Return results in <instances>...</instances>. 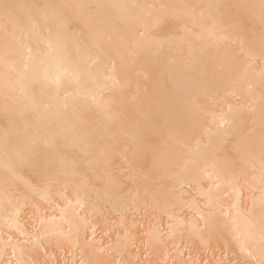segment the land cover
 <instances>
[{
  "label": "bare ground",
  "instance_id": "6f19581e",
  "mask_svg": "<svg viewBox=\"0 0 264 264\" xmlns=\"http://www.w3.org/2000/svg\"><path fill=\"white\" fill-rule=\"evenodd\" d=\"M99 203L264 264V0H0V264H128Z\"/></svg>",
  "mask_w": 264,
  "mask_h": 264
},
{
  "label": "rangeland",
  "instance_id": "374dc122",
  "mask_svg": "<svg viewBox=\"0 0 264 264\" xmlns=\"http://www.w3.org/2000/svg\"><path fill=\"white\" fill-rule=\"evenodd\" d=\"M116 165H114V167H115ZM124 169V172H127V171H125V169H127L128 171H130L128 168H123ZM122 169V170H123ZM114 170H118V167L116 166L115 167V169ZM113 170V171H114ZM120 171V170H118L119 171V173H117L116 171H114L116 174H118L119 175V177L121 178V182H122V184H121V190L123 191V192H126L127 190H131V189H134L135 191H136V189L140 186V185H143V182L139 179V178H132L131 177V175H128L127 177H126V175L127 174H125V179L124 178H122V177H124V175H123V171ZM120 172H123L122 173V175H121V173ZM128 173V172H127ZM129 174V173H128ZM122 176V177H121ZM127 179V180H126ZM101 181V182H100ZM100 181H95V182H92L91 184L92 185H94V188H97L98 187V189L100 188V187H104V184H105V186H106V183H105V180H100ZM102 182H103V184H102ZM206 185L207 184H209V182H207V183H205ZM124 185V186H123ZM190 187H192V186H190ZM189 186H187V192H188V196H187V198L189 197V194L193 191V189L192 188H190ZM255 193H256V191H255ZM257 193H258V191H257ZM251 194V193H250ZM93 196V198L92 199H94L95 197H94V194H92ZM250 197V195L248 196V198ZM186 197H185V200H187L188 201V199H187ZM95 200H97V199H95ZM95 200H91V201H89L88 203L89 204H91V205H88V206H92V204L94 203V201ZM200 201H198L199 203L201 202V204H200V206L202 207V209H205V207L203 208V206L204 205H202V203L203 202H205V200L204 199H199ZM96 202H98V200L96 201ZM95 202V203H96ZM223 203H225V201L223 202ZM228 203H230L229 201H226V204L228 205ZM97 204V203H96ZM99 204H101L102 205V210H104V208L103 207H105V210H106V212H105V210H104V212L102 211V213L104 214H102V213H98L99 215H97L96 213H93V219L91 220V216H90V219H89V215L90 214H87L86 216H88V220L90 221L91 220V224L94 226H90L89 227V229H88V231L90 232V231H93V230H96V234L97 233H100L102 230H103V232H104V230H105V232L107 233L106 235H105V232L103 233V232H101L100 234H101V237L103 236L102 235V233L105 235V237L103 236L102 237V239L99 237L100 236V234H97L96 235V237L98 236V239L100 238L101 240V246H102V243L104 244V242H105V244L102 246V247H104L105 245H106V247L108 248L109 247V245L111 246H113L115 243H117V241H119L120 240V238H119V240H117L116 239V237L118 238V235L120 236V235H122V236H125V234L127 233V230L129 231V233L130 232H132V235L134 234V233H136L138 236H134L133 237V239H131L130 241H129V245H131L130 247L129 246H127V249H126V251H125V253L124 254H122V256L120 255V256H116L114 253H112V255H113V261H114V263H115V261L116 260H118L119 262H120V258H121V260L122 259H126V261H127V263L128 264H133L132 262H134V264H165V262H166V264H173V263H175V261H179L180 263H182L183 261H185V262H191V259H192V262H203V263H208V262H217V261H221V263H225V264H232L233 262H236V261H241V260H246V259H251V261L253 260V261H256L257 259H254L255 257H253L247 250H245V252H244V255H242V254H238L239 252L233 247V244L231 243V242H229L228 241V237H227V234H224L223 236H222V238L223 239H221L220 238V240H218L217 242H214V243H212V245H207V246H202L201 244H200V242H199V239H192V240H190V239H188L187 237H183L182 236V238H183V240H182V238L180 239V240H178V242L180 241L181 243V245H183V247L178 243L176 246H175V244L176 243H173V242H175L172 238H169V235L168 234H170L169 232H170V228H169V224H171V223H174V221H170L169 219H171L172 220V218H170L169 216V214L167 215V213H163V215L162 216H159V214H162V213H160L159 211H157V212H155L156 210L155 209H152V210H150L149 208L147 209V210H149V211H151V212H145V211H147V210H145L146 208L144 207V204L142 203V204H140V211H141V213H140V215H139V213H137L138 211H136V213H133V212H135V210H134V207L132 206V209H129L130 211H131V213H130V211L128 210L127 212V214H126V218H125V216H123V218H124V220H123V218H122V215H121V217L119 216H117V215H114L115 213L112 211V209H110L109 208V206L108 205H106V204H104L103 205V203H99ZM248 205H249V202L247 203ZM247 205V206H248ZM94 206H95V204H94ZM142 207V208H141ZM186 208H187V205L185 206ZM185 207H184V209L183 210H185V211H182L181 212V210L182 209H180V210H178V208L177 209H174L175 211H173V215H174V212H176L177 211V213H175L176 214V216H177V214L179 215L178 217H180L181 219L183 218L184 219V222L186 223V227H187V225H189L188 223L189 222H191L190 220L193 218V216H196V217H194V218H197V213L195 214V211L194 212H192V210L191 211H189V209L187 208V209H185ZM87 209V208H86ZM107 210H109L108 212H107ZM132 210H133V212H132ZM178 211H180V212H178ZM88 213H90V212H88ZM114 213V214H113ZM144 213V214H143ZM159 213V214H158ZM180 213V214H179ZM94 214H95V217H94ZM105 214L107 215V217L105 216ZM117 214H119V213H117ZM146 214V215H145ZM112 215V216H111ZM132 215H134V216H132ZM143 215V216H142ZM103 216H105L104 218H105V220H104V218H103ZM118 217V219H119V221H118V219H117V217ZM138 216V217H137ZM141 216V217H140ZM175 216V215H174ZM97 217V218H96ZM110 217H112V219L110 220L111 221V223L110 222H108V223H110L109 225H108V223L106 222V219L109 221V218ZM131 217H135V218H133V219H131ZM121 218H122V220H121ZM127 218H128V220H127ZM102 219L105 221V222H103L102 221ZM126 219V220H125ZM133 221L134 219V221L132 222L133 224H134V222H136L135 224H139V225H135V227H134V225H132L131 224V220ZM182 219V220H183ZM198 219V218H197ZM162 220V221H161ZM174 220V219H173ZM124 222L125 221V223L123 224L122 222ZM128 221V222H127ZM158 221H160V222H158ZM113 222V223H112ZM137 222H139V223H137ZM104 223H106V224H104ZM201 223V222H200ZM90 224V225H91ZM97 224H100V226L99 225H97ZM158 224V225H157ZM129 225V226H128ZM152 225L154 226V225H157V227L160 229V232H161V234H162V238H164V241L165 242H161L160 244H158V246H155V247H151V249H150V246H149V243H148V238L146 237V236H148V232H147V230L149 229V228H151L152 227ZM160 225V226H159ZM96 226H98V228L97 229H95V227ZM112 227V228H111ZM138 227V228H137ZM147 227H148V229H147ZM126 228V229H125ZM134 228V229H133ZM90 229H93V230H90ZM107 229V230H106ZM132 229L133 230H136V231H132ZM144 230V232L146 233V236H143V230ZM147 229V230H146ZM131 230V231H130ZM141 230H142V233H141ZM108 231V232H107ZM118 231V232H117ZM126 231V233H124ZM140 231V232H139ZM91 233V232H90ZM138 233H140V234H138ZM144 233V234H145ZM164 233V234H163ZM168 233V234H167ZM136 234H134V235H136ZM116 235V236H115ZM142 235V237H140ZM144 237H146V238H144ZM104 238V239H103ZM136 238V239H135ZM138 238V239H137ZM185 238H187V241L189 240V242L191 241L192 242V245L189 243V242H184L185 241ZM148 239V240H147ZM103 240H104V242H103ZM114 240H115V242H114ZM146 240H147V242H146ZM133 241V242H132ZM135 241V242H134ZM111 242V243H110ZM112 242H114V244L112 243ZM183 242V243H182ZM186 243V244H185ZM174 244V245H173ZM230 244V246H228ZM189 245H191V246H189ZM185 246V247H184ZM216 246H218V247H216ZM228 246V248H226ZM138 247V248H137ZM81 248V247H80ZM79 247H78V249H77V251H75L76 252V255H77V257L79 256H81V255H84V253L82 252L81 253V250L79 251V249H80ZM140 248V249H139ZM156 248V249H155ZM158 248V249H157ZM130 249V250H129ZM181 249V250H180ZM230 249V250H229ZM138 250V252H136ZM156 250V251H155ZM180 251V253H179V251ZM133 251V252H132ZM140 251V252H139ZM161 252V253H160ZM129 253V254H128ZM132 253V254H131ZM134 253V254H133ZM178 253H179V255H178ZM139 254V255H138ZM126 255H128V257H126ZM130 255V256H129ZM131 255H132V257H131ZM242 255V256H241ZM247 255V256H246ZM251 255V256H250ZM116 256V260H115V257ZM157 256V257H156ZM160 256V257H159ZM243 256L245 257L244 259H243ZM76 257V258H77ZM79 257L77 258L78 260H81V262H78V260H77V262L76 263H78V264H83V263H85L86 261L85 260H83V256L82 257H80V259H79ZM183 257V258H182ZM248 257V258H247ZM253 257V258H252ZM130 258H131V260H130ZM159 259V262H158V259ZM163 258V260H161ZM134 259V260H133ZM189 259V261H187ZM83 260V261H82ZM137 260V261H136ZM161 260V261H160ZM167 260V261H166ZM181 260H183V261H181ZM85 261V262H84ZM132 261V262H131ZM129 262H131V263H129ZM148 262V263H147ZM171 262V263H170ZM177 262H176V264H177ZM178 262V263H179ZM91 264V263H89V262H86V264ZM179 263V264H180ZM116 264H118L117 263V261H116Z\"/></svg>",
  "mask_w": 264,
  "mask_h": 264
}]
</instances>
